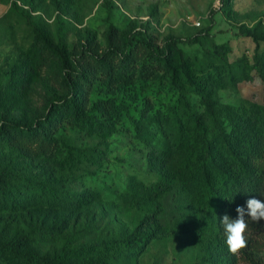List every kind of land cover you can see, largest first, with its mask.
<instances>
[{
	"label": "rangeland",
	"instance_id": "rangeland-1",
	"mask_svg": "<svg viewBox=\"0 0 264 264\" xmlns=\"http://www.w3.org/2000/svg\"><path fill=\"white\" fill-rule=\"evenodd\" d=\"M223 5L0 0V169L13 173L16 190L0 195V246L20 243L23 252L54 264L225 263L214 216L184 184L182 151L167 143L185 100L204 112L196 86L220 105L263 102L257 44L243 31L264 32V0ZM141 30L159 48L180 39L187 63L173 50L145 82L125 78L111 48L121 50ZM136 46L137 68L156 62L138 38ZM67 76L102 131L82 130L59 106L69 97ZM133 118L142 119L140 129ZM24 132L36 134V142ZM139 233L152 239L134 249ZM254 255L264 264V253ZM9 260L0 253V264Z\"/></svg>",
	"mask_w": 264,
	"mask_h": 264
},
{
	"label": "trees",
	"instance_id": "trees-1",
	"mask_svg": "<svg viewBox=\"0 0 264 264\" xmlns=\"http://www.w3.org/2000/svg\"><path fill=\"white\" fill-rule=\"evenodd\" d=\"M221 1L225 5V0ZM15 7L18 8L17 3ZM243 35L257 44L255 65L264 83V53H260L259 45L264 42V32L253 28L244 30ZM137 38L151 49L155 63L143 64L137 68L138 47L131 49ZM180 42V39L172 38L159 48L155 46L152 38L141 30L127 36L121 50L111 48V54L114 60L118 59V72H121L125 78L137 76L145 82L143 77L147 78L150 73L162 69L168 58L172 56L173 50L176 51L181 65L187 63L185 53L177 47ZM224 47L226 46H222V49ZM211 54L224 63L228 62L221 50H214ZM65 81L69 97L59 103V106L72 112L75 124L82 130L102 131L101 129L104 128L100 120L81 109L78 96L81 92H76L70 77L67 76ZM195 91L205 106L204 112L199 114L195 106L185 100L179 118L181 120L175 122L178 126L177 131L171 133L167 143L182 151L181 174L184 184L214 216L220 245L224 247L227 257L224 264H263L254 254L264 253V220L259 223L248 222L247 246L237 254L227 250L223 225L220 221L226 214L235 219L237 217L235 209L238 206L246 208V201L249 198L264 200L262 195L264 194V98L262 104H254L248 109H243L232 105H220L205 86H196ZM98 111L105 113L101 107ZM141 121L142 119L133 118V124L137 129L142 126ZM24 135L36 142L37 136L33 132H24ZM159 149L164 151V148ZM14 180L15 176L12 172L0 169V195L10 196L16 193ZM151 239L149 233H139L132 239L131 246L134 249L141 248ZM0 253L8 254L10 260L7 264H54L23 252L20 243L8 242L2 245ZM59 264H71V262L61 259Z\"/></svg>",
	"mask_w": 264,
	"mask_h": 264
},
{
	"label": "clouds",
	"instance_id": "clouds-1",
	"mask_svg": "<svg viewBox=\"0 0 264 264\" xmlns=\"http://www.w3.org/2000/svg\"><path fill=\"white\" fill-rule=\"evenodd\" d=\"M235 211L237 213L235 219L226 214L220 221L225 234L224 243L227 250L232 254H237L247 246L246 232L249 226L248 222L259 223L264 220V200L255 197L249 198L246 201V208L238 206Z\"/></svg>",
	"mask_w": 264,
	"mask_h": 264
},
{
	"label": "built area",
	"instance_id": "built-area-1",
	"mask_svg": "<svg viewBox=\"0 0 264 264\" xmlns=\"http://www.w3.org/2000/svg\"><path fill=\"white\" fill-rule=\"evenodd\" d=\"M220 1V0H219Z\"/></svg>",
	"mask_w": 264,
	"mask_h": 264
}]
</instances>
